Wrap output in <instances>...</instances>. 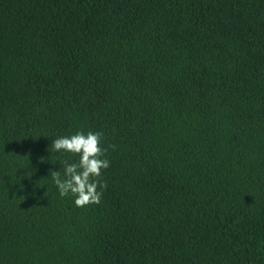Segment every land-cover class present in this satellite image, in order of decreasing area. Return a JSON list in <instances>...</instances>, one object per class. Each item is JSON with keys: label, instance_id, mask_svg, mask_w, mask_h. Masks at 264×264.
Segmentation results:
<instances>
[{"label": "trees", "instance_id": "16d2710c", "mask_svg": "<svg viewBox=\"0 0 264 264\" xmlns=\"http://www.w3.org/2000/svg\"><path fill=\"white\" fill-rule=\"evenodd\" d=\"M0 264H264V0H0Z\"/></svg>", "mask_w": 264, "mask_h": 264}, {"label": "clouds", "instance_id": "9594fccd", "mask_svg": "<svg viewBox=\"0 0 264 264\" xmlns=\"http://www.w3.org/2000/svg\"><path fill=\"white\" fill-rule=\"evenodd\" d=\"M102 136L103 133L99 131H89L86 134L77 131L75 134L52 140L53 151L69 152L79 156V161L76 163H64L63 176L59 170L50 171L59 195L61 197L73 195L74 203L78 207L99 204L102 190L106 187L105 182L100 179L102 170L109 167V161L102 158L107 151L101 146ZM109 147L114 149L115 145ZM39 159L43 160L44 157Z\"/></svg>", "mask_w": 264, "mask_h": 264}]
</instances>
